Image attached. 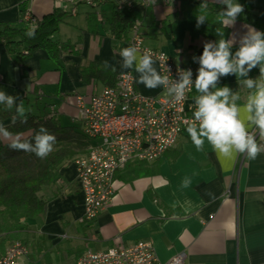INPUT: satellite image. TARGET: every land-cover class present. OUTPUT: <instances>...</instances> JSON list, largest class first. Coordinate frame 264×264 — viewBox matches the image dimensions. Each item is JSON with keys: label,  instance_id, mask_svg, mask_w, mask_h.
<instances>
[{"label": "crops", "instance_id": "obj_1", "mask_svg": "<svg viewBox=\"0 0 264 264\" xmlns=\"http://www.w3.org/2000/svg\"><path fill=\"white\" fill-rule=\"evenodd\" d=\"M134 1L103 0L83 10L80 7L85 4H78L72 14L69 4L56 8L50 0H0V24L21 28L35 26L24 19L26 13L34 19H42L58 11L63 16L50 38L53 42L70 45V49L60 50L56 58L50 57L43 48L30 52L22 48L23 57L17 61L0 42V91L13 97L11 108L6 101L0 103V115L4 116L0 118V125L5 128L30 113L52 117L61 126L72 127L83 136L76 98H89L108 86L93 77L88 79L90 71L100 68L116 77L129 72L138 93L158 95L160 83L149 89L145 83L138 82L143 74L136 71V62L131 68L123 66L120 50L132 46V30L126 37L118 38L109 27L117 6H130ZM199 1L210 5L220 0ZM250 1L254 8L249 21L224 24L229 30L224 41L230 44V62L237 58L236 52L248 35L249 27L245 25L264 33V11L259 12L260 26L253 20L258 10L264 8V0ZM112 3L109 12L103 9ZM142 6L144 14L134 25L142 34L145 48L166 54L175 64L200 69L205 45L212 44V50L218 47L220 40L209 39L201 33L197 16L189 11L183 14L185 6L180 0H156L155 4L143 0ZM152 23H158L159 27L164 24L165 29L159 28V31L157 27L149 32ZM151 59L152 68L159 75L156 61ZM90 67L92 70L83 75ZM259 77L257 64L239 80L234 72L219 75L215 87L210 85L209 91L229 88V102L236 104L239 118L247 124L244 105L255 87L248 89L242 81H255ZM203 94L193 87L188 96L187 113L193 116L196 99ZM234 95L239 99L232 101ZM22 103L25 110L20 114L17 108ZM254 134L258 143H264L259 140L258 132ZM1 138L3 141L14 139L3 135ZM83 142H86V151L76 158L86 155L91 144L86 138ZM75 159L59 167L53 180L41 189L45 205L37 218L41 222L40 233L52 238L64 236L67 229L74 235L80 234L75 225H81L82 240L87 243L78 256L87 250L101 252L146 242L160 262L184 254L186 264H264V152L254 160L243 155L231 160L220 159L206 140L203 151H197L185 128L175 145L160 158L129 162L116 171L109 204L90 222L83 218ZM209 192L214 194V199L207 194ZM70 223L72 226L66 229L65 225Z\"/></svg>", "mask_w": 264, "mask_h": 264}, {"label": "built area", "instance_id": "obj_2", "mask_svg": "<svg viewBox=\"0 0 264 264\" xmlns=\"http://www.w3.org/2000/svg\"><path fill=\"white\" fill-rule=\"evenodd\" d=\"M56 8L69 4L97 6L103 0H50ZM122 5L117 9L121 10ZM26 21L35 24L29 14ZM138 26L132 28L131 45L155 59L159 76L167 80L158 95L144 96L136 91L134 77L129 72L117 75L113 85L104 87L89 98L77 97L76 105L83 136L91 142L86 155L75 159L77 182L83 198V218L94 220L109 204L113 194L116 171L129 162L154 161L172 148L186 121L198 123L187 113V101L195 86L199 69L175 64L166 54L142 46ZM190 72V85L181 102H175V92L169 91L182 82V74ZM255 136V134L253 133ZM256 137V136H255ZM27 248L19 241L11 242L0 257V264H24ZM44 264V263H43ZM75 264H186L184 254L160 262L149 243L138 242L129 247H112L105 251H84Z\"/></svg>", "mask_w": 264, "mask_h": 264}, {"label": "trees", "instance_id": "obj_3", "mask_svg": "<svg viewBox=\"0 0 264 264\" xmlns=\"http://www.w3.org/2000/svg\"><path fill=\"white\" fill-rule=\"evenodd\" d=\"M180 1L182 6H185L184 15L189 11L195 16L201 14L205 16L200 25L201 33L205 37L212 40L227 38L229 30L220 18L221 14L227 11L226 5L220 1L206 4L207 7L202 12L201 5L204 4L201 1ZM142 3L143 0H135L130 6L123 5L121 10L112 14L109 27L114 36L122 38L128 35L134 26V21L141 19L144 14ZM236 3L244 6V11L237 15L236 20L249 21L254 4L250 0ZM262 11L264 8L258 10V13L253 16L258 26H260L258 20L262 19L259 14ZM61 16H63L61 13L55 11L42 19H35L34 37L25 34L33 27L21 28L14 24H0V42L5 44L8 52L14 55L17 61L23 57L22 48L28 52L43 48L50 57L56 58L60 50L70 49L68 43L59 44L50 38L60 23ZM157 27L158 30L165 29L164 24L159 27L158 23H152L149 32H153ZM90 68L83 71V75L92 70V67ZM88 74L89 81L93 77L92 79L108 86L113 85L116 80V76L104 68L90 71ZM3 117L0 115V118ZM42 128L47 130V134L56 137L53 151L46 158L41 159L32 151L16 150L10 147V144L18 141L29 143L32 148H35V137L45 134L41 132ZM4 130L10 133L8 137L14 139L3 141L1 138L3 133H0V232H7L13 238L15 233L25 229L29 222L43 212L45 202L40 196L41 189L53 180L59 167L85 153L86 142H83L85 138L74 128L61 126L52 117H37L30 113L19 117Z\"/></svg>", "mask_w": 264, "mask_h": 264}, {"label": "clouds", "instance_id": "obj_4", "mask_svg": "<svg viewBox=\"0 0 264 264\" xmlns=\"http://www.w3.org/2000/svg\"><path fill=\"white\" fill-rule=\"evenodd\" d=\"M152 4L156 0H150ZM227 6L226 13L221 14L223 24H234L238 14L244 11V6L234 2V0H220ZM207 7L201 5V11ZM205 19L203 14L197 16L199 23ZM248 35L243 38L242 46L236 52V59L229 61L230 44L221 39L218 47L212 50V44H206L203 55L200 59L201 67L199 75L195 81V88L199 93H204L196 99V110L193 113L194 119L198 123H189L186 121V131L197 151H203L205 140L216 153L217 157L224 160H231L234 156L243 155L249 160H254L264 152V143H258L254 132H258L259 140L264 142V33L255 31L250 26ZM29 37H34L35 28H30L26 33ZM124 59V67L131 68L136 62V71L142 73L138 82H143L149 89L155 88L158 83H164L167 77L163 79L157 75L152 68V59L147 52L143 55H137L139 52L135 46H130L120 50ZM107 64V61L104 62ZM259 64L260 77L258 80L247 79L242 81L248 89L255 91L248 96L244 110L247 113L246 121L239 118L240 110L236 104L229 102L230 90L227 87L218 89L215 92L209 91V86L215 87L219 75H226L230 72L237 73V79L241 76H247L248 71ZM247 65V68H245ZM191 73L182 74V82L169 91L175 92V102H181L185 96V89L190 85ZM239 99L238 95L231 97L232 101ZM7 102L9 108L12 107L13 97L6 96L0 91V103ZM23 103L17 108V112L24 113ZM45 133L35 137L36 146L32 148L29 143H20L18 141L10 144V147L16 150H25L35 152L43 159L52 151L56 142V137L47 134L46 129H41ZM0 133L4 137L10 136V133L4 130L0 125ZM212 199L214 194L207 193Z\"/></svg>", "mask_w": 264, "mask_h": 264}, {"label": "rangeland", "instance_id": "obj_5", "mask_svg": "<svg viewBox=\"0 0 264 264\" xmlns=\"http://www.w3.org/2000/svg\"><path fill=\"white\" fill-rule=\"evenodd\" d=\"M112 4H107L103 9L109 12ZM89 7L81 5L80 9ZM78 116V114H77ZM41 222L39 218L33 219L26 228L15 233V237H11L7 232H0V257L4 254L6 247L13 241L21 242L27 248V255L23 256L21 261L24 264H75L78 253L86 247V241L82 240V226L75 225V229L80 234L74 235L65 225L67 229L64 236L57 238L49 237L39 231ZM57 239V240H56ZM78 251V252H76Z\"/></svg>", "mask_w": 264, "mask_h": 264}]
</instances>
